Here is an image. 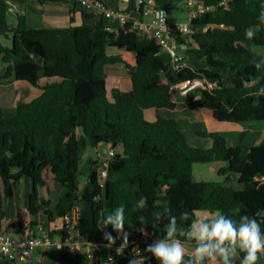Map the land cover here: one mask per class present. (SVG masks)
Returning a JSON list of instances; mask_svg holds the SVG:
<instances>
[{"label": "trees", "instance_id": "obj_1", "mask_svg": "<svg viewBox=\"0 0 264 264\" xmlns=\"http://www.w3.org/2000/svg\"><path fill=\"white\" fill-rule=\"evenodd\" d=\"M153 1L156 8L172 16L188 8L189 0ZM193 1L210 11L191 21L190 36L176 33L171 38L201 65H183L173 71L163 61L162 47L133 24L118 18L106 23L102 15L92 13L85 14L87 19L79 27L33 28L23 16L13 26L7 0H0V61L4 67L0 84H11V78L46 81L37 97L16 103L13 116L5 117L0 107V232L5 204L14 195V184L23 180L30 186V227L35 226L36 212L42 207L49 225L62 221L61 231L48 225L44 234L64 237L65 218L75 206L80 208L75 230L85 250L61 253L52 264H90L88 253L93 248L99 254L95 252L96 257H102L111 245L105 233L115 242H125L136 232H147L158 242L165 236L167 219L157 216L165 209L177 216L178 223L184 211L197 218L219 211L238 220L235 208H239L240 215L264 217V137L252 147H229L220 133L197 132L198 137L212 141L210 149H202L188 143L175 119L159 116L151 122L145 118L150 109L175 110L177 86L201 81L205 88L193 96H198L191 104L194 108L212 113L221 123L264 121V96L256 95L264 87V64L254 67L264 57V52L255 50L264 47V24L258 20L264 0ZM146 5L138 9L144 13ZM250 25H256L252 40L246 39L244 31ZM8 40L11 46L5 45ZM111 49L133 54L136 64L110 55ZM117 63L128 69L132 89H114L110 102L105 67ZM103 147L115 152L105 185L100 182L106 158ZM89 149L97 151V158L89 162L83 184L81 163ZM196 163L222 164L217 172L223 180L195 181ZM141 196L147 197L144 209L137 208ZM119 206L125 209L126 237L103 225L104 218ZM180 239L186 252L193 253L194 242ZM147 246H142V255H136L135 246H126L122 255L117 254L120 247H114L115 256L107 264L154 258ZM101 259L98 264H103ZM10 261L0 255V264Z\"/></svg>", "mask_w": 264, "mask_h": 264}, {"label": "crops", "instance_id": "obj_2", "mask_svg": "<svg viewBox=\"0 0 264 264\" xmlns=\"http://www.w3.org/2000/svg\"><path fill=\"white\" fill-rule=\"evenodd\" d=\"M107 6L113 10L114 12H119L125 15L126 22L133 24V25H139V24H151L153 21V17L149 15H145L138 9V1L139 0H103ZM8 6H9V23L13 26L18 25L19 16L25 17V20L27 24L30 27L33 28H49V29H58V28H68L71 26L79 27L82 26L87 19L85 14H98L94 11L85 9L80 7L78 4L74 3L73 0H7ZM175 20L172 16H170V19L172 22H175L176 24H184L189 23L188 21H184L182 18L179 17ZM190 17V16H189ZM190 20V18H189ZM106 23H109L110 21L104 19ZM171 43H175L173 38H171ZM256 51L264 52V47H256ZM179 55L181 57V63L183 65H189L191 59L190 53H187L185 51V48L179 47ZM110 55H118L121 56L122 59L127 62L129 65L134 66L136 64L135 57L133 54L125 51V50H117V49H111L109 51ZM193 62L196 64H190V65H201V61L195 56ZM162 58L166 65H168L171 69H173V62L172 58L169 56L168 52L162 51ZM1 63V61H0ZM119 64V63H117ZM115 64H111L108 66H111L112 71H115V67L112 66ZM122 65L124 68H119V71L117 74L114 75L113 73H110L106 67H105V74L107 76L106 78V87L108 88V84L110 83L111 86L114 89H119L121 91H130L132 89V82L129 75V71L126 68L125 65ZM4 71V67L2 64H0V72ZM12 81L11 84L5 85L11 87L13 89V92H2L0 93H6L7 96H9V99L7 97V100L2 103L1 105H6L7 107L11 108V116L15 114L16 110V103L19 100H24L25 102H29L28 99L19 98V90L27 88V86H31L32 83L37 80H24V81H15L13 78L10 79ZM39 82H41L40 86H44L46 81L44 79H40ZM24 83H26V86H21ZM3 86L0 84V87ZM1 89V88H0ZM182 94H185L183 92ZM180 95H175V101L177 102L178 106L175 110H167V109H150L145 112V116L150 114L151 116L148 117V121H155L159 116L165 117L169 119H175L181 128V130L184 132L183 124L187 121H194L199 119H208L209 117L212 118V120L217 121L212 113L204 112L203 110H200L198 108L192 109V102L198 98L195 97L194 100L187 99L186 96H182V99L179 98ZM1 97H3L0 94V102ZM5 97V99H6ZM9 103V105H8ZM2 108V107H1ZM13 110V111H12ZM203 112L202 113H199ZM10 116V117H11ZM259 122V121H257ZM264 122V121H263ZM221 123V122H219ZM249 123V122H246ZM256 124L250 126V129H245L244 132L248 135V138H251V142L248 147H252L255 145H258L263 137H264V127L259 128L255 126ZM201 126V125H200ZM206 128V127H205ZM201 126L200 130H196L194 128H189V132L193 131V133L196 135L197 132H213L211 130L205 129ZM219 133V131L217 132ZM221 134V133H220ZM197 136V135H196ZM223 136V135H222ZM198 137V136H197ZM227 140V139H226ZM212 142V141H211ZM228 144V141H227ZM104 148V147H103ZM101 148V149H103ZM97 158V151L95 149H89L87 153L85 154V157L83 159L82 165L86 164V167L89 169V162L91 160H94ZM81 180L83 184H85V175L82 173ZM43 193H45V189L43 190ZM29 194H30V186L28 180H23L17 184H14V195L12 198L8 199L5 204V213L6 217L3 220L2 223V230L1 232L8 233L13 238H20L27 230H30L35 235H40V227L46 228L49 223L47 221V217L45 215V207H42L40 210L36 212L34 221L35 226L30 227V215L28 212V203H29ZM199 219H210L213 218V216L208 215L206 213H201L198 216ZM46 226V227H45ZM51 228H55L58 231L62 230V221L59 219L54 220L50 225ZM55 237L58 240H63L62 234L55 235ZM81 242V243H80ZM126 246L129 245V240L126 241ZM85 250L84 244L82 245V241L79 239V246L78 250ZM92 252H96V249H90ZM89 251V252H90ZM61 253L66 254H73L69 252V249L67 246H64L62 249H59L57 246H51L44 249H36L30 258L27 259H21L20 257L16 256L14 259L10 261L9 264H52L54 261L57 260V258L60 256ZM189 253V252H188ZM192 254V253H191ZM114 253L111 254H103L102 257L97 256L95 259L90 261V264H98V259H103V264L105 258H107L110 262L113 260ZM111 257V259H109ZM101 259V261H102ZM155 259V258H153ZM153 262L150 261V259H143V264H159L156 260H153Z\"/></svg>", "mask_w": 264, "mask_h": 264}, {"label": "clouds", "instance_id": "obj_3", "mask_svg": "<svg viewBox=\"0 0 264 264\" xmlns=\"http://www.w3.org/2000/svg\"><path fill=\"white\" fill-rule=\"evenodd\" d=\"M160 17L163 19L164 13ZM258 20L264 24V3ZM244 31L246 39L256 37V25H250ZM261 64H264V57L259 63L254 62V67L259 69ZM256 95L264 96V87L258 89ZM147 206V197L141 196L137 201V208L144 209ZM124 213L123 206L117 207L104 218L103 225L112 226L126 237ZM235 214L238 215V220L219 211L212 214L213 218L199 219L184 211L180 213L178 223L177 216L165 209L157 216L167 219L164 225L165 236L157 243L148 245L146 251L159 264H236V258L241 253L243 256L239 264H258L261 254H264V217L257 219L255 216L240 215L239 208H235ZM256 215L259 216V213ZM184 221L188 223L185 225ZM180 237L194 242V251L190 256ZM105 238L109 239V244L114 243V238L108 233H105ZM125 247L126 241L117 249V254L122 255ZM129 264H143V260L134 259Z\"/></svg>", "mask_w": 264, "mask_h": 264}, {"label": "built area", "instance_id": "obj_4", "mask_svg": "<svg viewBox=\"0 0 264 264\" xmlns=\"http://www.w3.org/2000/svg\"><path fill=\"white\" fill-rule=\"evenodd\" d=\"M74 3L78 4L80 7L94 11L102 15L106 20L111 21L112 19L118 18L121 23L126 22V17L124 14L119 12H114L111 10L103 0H73ZM146 6L144 10L145 15L153 17L151 24H139L135 27L144 35H147L149 38L157 42L163 51L168 52L169 56L172 58L173 62V71L179 70L183 67L181 63V57L179 55V47L176 43H171L172 34L180 33L183 36H190L193 30L190 25L192 20L198 19L203 14L210 11V8L203 6L202 4H197L193 0L188 1V10H189V23L176 24L172 22L170 16L167 12L160 10L155 7L153 0L145 1ZM144 0L138 1V6L145 3ZM164 13L163 19H161L160 14ZM175 41V39L173 38ZM201 81L195 82H183L177 86V88H190L195 85L201 84ZM212 86H214L213 82ZM115 155L114 150L109 149L106 151V158L103 160L102 167L100 170V182L102 185H105L107 179V168L109 165V160ZM80 217V208L75 206L71 213L65 218L64 229L65 236L63 240H58L56 237L44 234V228L40 227V235H35L30 230H27L20 238L16 239L11 237L6 232H0V255L7 258L8 260L14 259L16 256L21 259L30 258L33 252L36 249H44L51 246H57L59 249H62L64 246H67L70 253H74L78 250L79 239L81 237L76 232V227L79 222ZM82 241V240H81ZM81 243V242H80ZM157 241L154 236L147 232H136L129 239L128 246H135L136 255H142L145 250L142 246L155 244ZM84 242L82 241V245ZM96 258L94 252L90 251L88 253V259L93 260ZM108 259L105 258L104 264L108 263Z\"/></svg>", "mask_w": 264, "mask_h": 264}, {"label": "rangeland", "instance_id": "obj_5", "mask_svg": "<svg viewBox=\"0 0 264 264\" xmlns=\"http://www.w3.org/2000/svg\"><path fill=\"white\" fill-rule=\"evenodd\" d=\"M178 15H180L179 17L182 18L184 21H190L189 20V11L187 7H183V9L181 11H176L172 17L173 19H177ZM6 46H11V40L6 41L5 43ZM191 54V53H190ZM191 61L187 62L189 64H196L195 62H193L192 60H194V56L193 54L190 57ZM1 64V63H0ZM114 66L116 69L115 71H112V67L108 66L106 67V69L110 72L113 73L114 75H118L116 71H119V68H124L122 65L120 64H115L112 65ZM41 82H39V80L35 81V83L33 82L31 86H27V88L24 89H20L19 90V94L20 97L19 98H23V99H28L29 101H31L32 99H34L35 97H37L40 94V86ZM27 84L24 83L21 86H26ZM209 86H212V83H209ZM0 91L4 92H13V89L11 87L8 88V86H1L0 87ZM205 86L203 83L195 85L194 87H188V88H177V93L176 95H180L179 98L182 99V96H186L187 99H190L191 101L194 100L193 96L195 95H199V91L204 89ZM113 87L111 86V84H108V88H107V97L109 99L110 102L114 101L113 98ZM183 92H185V94H182ZM3 97H1V102L2 100L3 102L7 100V97L9 99V96H7L6 93H0ZM7 96V97H6ZM6 97V99H5ZM9 105V103H8ZM3 112H4V116L5 117H10L11 116V111L9 107H7V104L1 105ZM192 109H194V107H192ZM13 111V110H12ZM199 113L200 112L198 111ZM151 115L148 114L147 116H145V118L148 120V117H150ZM256 124V127L259 128H263L264 127V122L263 121H255V122H249V123H219L216 122L214 120H212V118H206V119H199V120H194V121H187L186 123H184L182 126L184 128V133L186 135L187 141L191 146L194 147H199L202 149H210L212 146V142L210 138H206V137H197L193 131H191V133L189 132V128L191 127L196 129V130H200L201 126L202 127H206L205 129L211 130L213 132H218L221 133V135H223L227 141H228V146L232 147V146H238L240 144L243 145H249V143L251 142V138H248L247 134H243V132L245 131V129H250V126ZM201 125V126H200ZM193 130V129H192ZM222 167V164H201V163H196L193 166V178L195 181L197 182H221L223 180V178L221 176L218 175V169ZM81 172L83 173V175L89 174V169L86 167V164L82 165L81 167ZM83 186V185H82ZM127 243V242H126ZM122 244H125V242H115L112 243L110 246H107L104 250L103 254H113L115 252V248L114 247H121ZM98 254V252H97ZM187 254L190 256L191 253L187 252ZM99 255V254H98ZM155 259L150 258V261L154 263ZM158 262V261H157ZM264 262V259L260 258V260L258 261V263ZM151 263V264H153Z\"/></svg>", "mask_w": 264, "mask_h": 264}, {"label": "water", "instance_id": "obj_6", "mask_svg": "<svg viewBox=\"0 0 264 264\" xmlns=\"http://www.w3.org/2000/svg\"><path fill=\"white\" fill-rule=\"evenodd\" d=\"M99 20H102V18L99 16V18H98ZM42 61H39V63H41ZM106 148H103L102 150H101V153H102V155H106Z\"/></svg>", "mask_w": 264, "mask_h": 264}]
</instances>
